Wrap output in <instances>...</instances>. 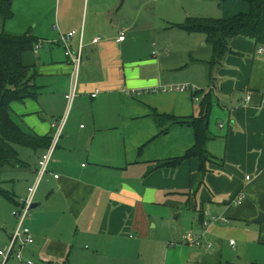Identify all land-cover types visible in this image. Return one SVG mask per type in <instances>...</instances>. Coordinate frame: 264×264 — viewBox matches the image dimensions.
I'll use <instances>...</instances> for the list:
<instances>
[{
	"label": "crops",
	"instance_id": "crops-1",
	"mask_svg": "<svg viewBox=\"0 0 264 264\" xmlns=\"http://www.w3.org/2000/svg\"><path fill=\"white\" fill-rule=\"evenodd\" d=\"M20 1L13 2V27L43 45L33 53L40 93L12 104L13 118L39 136L64 122L28 221L35 241L26 258L34 264H264V222H254L264 212V51H258L264 43L236 36L211 65L208 36L180 27L189 18L228 19L250 6L244 0H28L20 21ZM73 30L70 45L83 56L77 77L57 42ZM182 85L197 94L172 89ZM206 105L213 136L208 170L202 172L198 158L174 166L172 159L194 145L195 131L166 115L201 117ZM27 148H17L24 164L1 173L17 174L3 182L0 175V189L13 197L6 198L12 214L28 196L43 153ZM239 195L244 200L237 205ZM212 216L225 220L204 227ZM14 220L1 223L10 230L0 250ZM187 234L201 235L200 243L188 242Z\"/></svg>",
	"mask_w": 264,
	"mask_h": 264
},
{
	"label": "trees",
	"instance_id": "trees-1",
	"mask_svg": "<svg viewBox=\"0 0 264 264\" xmlns=\"http://www.w3.org/2000/svg\"><path fill=\"white\" fill-rule=\"evenodd\" d=\"M0 0V17L5 21L12 18L13 2ZM225 3L229 0H219ZM249 6L248 12L225 18H189L180 27L187 32H202L208 36L213 46L211 65L220 62L230 50L229 42L236 36L254 38L258 44L264 43V0H244ZM39 40L31 34H12L0 29V175L7 166L24 164L20 159L17 146L28 147L45 152L53 142L54 133L39 136L25 130L17 123L12 114V104L35 99L40 88L35 83L34 47ZM197 94V92H195ZM210 106H204L201 117L179 118L166 115L175 125H189L195 131V143L183 156L172 159L174 166L186 160L198 158L200 169L205 173L207 163L212 156L207 150V142L213 138L209 130L208 112ZM0 194L12 200V195L0 189Z\"/></svg>",
	"mask_w": 264,
	"mask_h": 264
},
{
	"label": "built area",
	"instance_id": "built-area-1",
	"mask_svg": "<svg viewBox=\"0 0 264 264\" xmlns=\"http://www.w3.org/2000/svg\"><path fill=\"white\" fill-rule=\"evenodd\" d=\"M76 35V31H70L68 33H60L59 39H57L58 43H61L65 48V55L67 56L68 60L74 67V74L77 77L79 68L83 62V56H82V49L81 47L78 50H73V48L70 45V40ZM126 38L125 34L122 33L119 37V40H124ZM100 41V37H95L93 39L94 43H97ZM43 41H39L35 47L34 51L38 52V50L42 47ZM259 52H263L264 48L260 46L258 48ZM178 91H186L189 90L191 92H196V87L190 86V85H182L175 88H172ZM98 93V90L92 94L93 97H95ZM77 94V88L76 85H74L73 91L68 93L66 97L68 100L72 101L74 97ZM251 94H247L244 102L247 104L250 102ZM262 107L264 108V94L262 98ZM54 128H56V131L54 133L53 142L48 150L42 153L38 169L36 171V179L35 182L28 188V196L25 199H22L20 201V208L13 211L14 216L17 218V227L14 230L13 234L10 236V241L7 247L0 250V255L3 257V263L6 264L8 260L11 258H14L18 261L19 264H34V261L32 259L26 258V251L30 244L34 243L35 238L33 236V233L31 231V228L26 224V221L30 219L31 212H32V205L35 202V196L38 191V188L44 179V177L50 172L49 165L52 160V156L54 153V150L56 148V145L58 143V140L61 136L64 122L61 121L60 123L54 122L52 124ZM55 177H58L57 174H55ZM244 200L243 195H239L238 198L235 200V204H241ZM218 220H225V217L222 216H212L209 220L204 221V227H208L209 223L211 221H218ZM186 240L190 243H197L199 244L201 241V235H190L187 234L185 236ZM231 244H235V240L231 241ZM210 245V244H209Z\"/></svg>",
	"mask_w": 264,
	"mask_h": 264
},
{
	"label": "rangeland",
	"instance_id": "rangeland-1",
	"mask_svg": "<svg viewBox=\"0 0 264 264\" xmlns=\"http://www.w3.org/2000/svg\"><path fill=\"white\" fill-rule=\"evenodd\" d=\"M212 3H216L214 1H212ZM27 4H28V0H21L19 2L16 8L15 11L18 12L17 14V19L22 21V14H25L24 12H26V8L27 7ZM13 11H14V7H13ZM3 22H5L4 19H2L0 17V29L1 27L3 26ZM13 26H17L14 24V20L13 19H8L5 23V30L8 31V32H11L12 34H17V35H22L24 32L20 33V31H18L15 27ZM17 30V31H15ZM17 32V33H16ZM17 148H20V146H17ZM28 150H31L29 148H27ZM12 169L11 168H7L5 170V172H3V174L1 175V180L2 182L3 181H6L7 179H10L12 177H14L17 172L16 170L15 171H11ZM1 182V186L4 188V189H8V190H11L12 191V184L11 183H2ZM24 183H25V180H24ZM26 184V183H25ZM1 188V187H0ZM10 208L11 211H8ZM35 209V208H34ZM32 209V210H34ZM5 217L7 218V220L9 219L10 222H15L14 220V216L12 214V208L10 207V203L7 201L6 197H4L3 195L0 194V226H1V223L2 221L5 219ZM28 221L29 219L26 221V224H28ZM10 229H7V227H0V238H5L6 237V233L9 231ZM8 264H19L18 261L14 258H11L8 262Z\"/></svg>",
	"mask_w": 264,
	"mask_h": 264
},
{
	"label": "water",
	"instance_id": "water-1",
	"mask_svg": "<svg viewBox=\"0 0 264 264\" xmlns=\"http://www.w3.org/2000/svg\"><path fill=\"white\" fill-rule=\"evenodd\" d=\"M38 206V203H33L32 209ZM254 222H264V212H260L259 216L254 219Z\"/></svg>",
	"mask_w": 264,
	"mask_h": 264
},
{
	"label": "bare ground",
	"instance_id": "bare-ground-1",
	"mask_svg": "<svg viewBox=\"0 0 264 264\" xmlns=\"http://www.w3.org/2000/svg\"><path fill=\"white\" fill-rule=\"evenodd\" d=\"M61 44V43H60ZM64 47V46H63ZM72 47V46H71ZM64 51H65V48H64Z\"/></svg>",
	"mask_w": 264,
	"mask_h": 264
}]
</instances>
